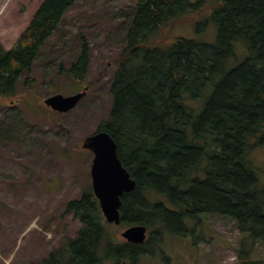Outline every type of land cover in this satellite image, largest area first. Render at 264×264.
<instances>
[{"label": "trees", "instance_id": "obj_1", "mask_svg": "<svg viewBox=\"0 0 264 264\" xmlns=\"http://www.w3.org/2000/svg\"><path fill=\"white\" fill-rule=\"evenodd\" d=\"M77 1L43 0L11 48L0 43V95L16 90ZM205 10L197 25L215 26L212 42L154 39ZM132 13L108 88L110 111L95 131L114 139L135 180L121 197L118 226L143 225L148 235L142 244L118 239L89 185L65 203L63 215L80 222L75 235L31 264H139L161 254L166 236L189 233L199 215L233 220L241 245L264 241V184L249 158L264 144V0H137ZM79 38L81 51L64 71L72 82L90 63Z\"/></svg>", "mask_w": 264, "mask_h": 264}, {"label": "rangeland", "instance_id": "obj_2", "mask_svg": "<svg viewBox=\"0 0 264 264\" xmlns=\"http://www.w3.org/2000/svg\"><path fill=\"white\" fill-rule=\"evenodd\" d=\"M136 1L78 0L45 42L28 74L21 76L15 94L0 102V264L36 262L80 227L78 219L63 211L68 200L78 198L91 184L92 154L81 144L108 117V88ZM42 2L0 0V43L5 49L18 40ZM206 11L187 14L184 20L159 29L154 39L212 42L215 26L199 30L197 25ZM79 34L85 38L90 63L84 79L72 82L64 71L81 51ZM237 54L242 55L239 48ZM85 84L86 95L70 111L52 116L41 108L45 96L71 94ZM11 99L15 101L10 104ZM249 158L259 183L264 184V144L252 149ZM188 227L184 236H166L161 254L145 256L139 264H253L248 260L264 264V241L246 240L248 244L241 245L242 234L228 217L199 215L196 224ZM123 229L110 227L118 239ZM250 246L251 253L237 254L238 248Z\"/></svg>", "mask_w": 264, "mask_h": 264}, {"label": "water", "instance_id": "obj_3", "mask_svg": "<svg viewBox=\"0 0 264 264\" xmlns=\"http://www.w3.org/2000/svg\"><path fill=\"white\" fill-rule=\"evenodd\" d=\"M86 90L70 95L60 93L50 95L44 103L53 109L64 112L74 107L84 96ZM82 146L93 152L90 167L92 188L97 197L103 216L108 222L119 224L121 197L135 187V180L123 167L114 139L106 131H98L87 136ZM145 226L129 225L123 229L121 236L127 241L142 243L145 239Z\"/></svg>", "mask_w": 264, "mask_h": 264}, {"label": "flooded vegetation", "instance_id": "obj_4", "mask_svg": "<svg viewBox=\"0 0 264 264\" xmlns=\"http://www.w3.org/2000/svg\"><path fill=\"white\" fill-rule=\"evenodd\" d=\"M15 92H16V90L13 91L12 93H9V94L3 95V96H2V94H1V95H0V100H1V101L4 100L7 96L15 94ZM14 101H15V100L11 99L9 102H10V104H11V103H13ZM7 104H8V102L6 103V105H7ZM42 105L45 107V109H46L48 112L51 113L52 116L55 115V114H59V115H62V114H63V113H61V112H58L57 110L52 109L50 106L45 105L44 103H43ZM59 127H60V124H59Z\"/></svg>", "mask_w": 264, "mask_h": 264}]
</instances>
